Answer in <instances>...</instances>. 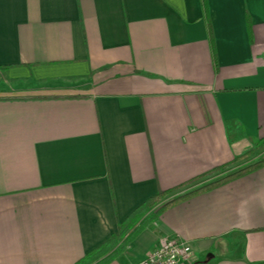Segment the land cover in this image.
<instances>
[{
  "label": "crops",
  "instance_id": "0c3cea01",
  "mask_svg": "<svg viewBox=\"0 0 264 264\" xmlns=\"http://www.w3.org/2000/svg\"><path fill=\"white\" fill-rule=\"evenodd\" d=\"M262 141L264 0H0V264H76ZM169 237L184 264H264V167L166 210L111 264Z\"/></svg>",
  "mask_w": 264,
  "mask_h": 264
},
{
  "label": "trees",
  "instance_id": "16d2710c",
  "mask_svg": "<svg viewBox=\"0 0 264 264\" xmlns=\"http://www.w3.org/2000/svg\"><path fill=\"white\" fill-rule=\"evenodd\" d=\"M262 143H264V141ZM237 161L239 160L237 159ZM263 167L264 158L189 191L180 192L189 185L204 179L209 174L193 179L176 188L158 193L137 208L129 218L119 226L118 231L105 243L90 252L76 264H95L98 260L100 261L96 264H111L114 260L122 256L138 235L147 229L166 210L233 180L258 171ZM218 170L220 169L213 172H217Z\"/></svg>",
  "mask_w": 264,
  "mask_h": 264
},
{
  "label": "built area",
  "instance_id": "2783aa9c",
  "mask_svg": "<svg viewBox=\"0 0 264 264\" xmlns=\"http://www.w3.org/2000/svg\"><path fill=\"white\" fill-rule=\"evenodd\" d=\"M192 256L193 249L187 241L179 237H169L163 239L145 259L131 264H184Z\"/></svg>",
  "mask_w": 264,
  "mask_h": 264
},
{
  "label": "rangeland",
  "instance_id": "374dc122",
  "mask_svg": "<svg viewBox=\"0 0 264 264\" xmlns=\"http://www.w3.org/2000/svg\"><path fill=\"white\" fill-rule=\"evenodd\" d=\"M262 142H263V141H262ZM262 142L258 145V147H257L253 152L249 153V155L247 156V158H245V161H244V162L247 163V164H245V165L242 166V167H245V166H247V165H249V164H251V163H253V162H256V161H258V160L264 158V143H262ZM242 167H241V168H242ZM236 168H237V167H236ZM238 169H240V168H238ZM230 170H231V171H230ZM230 170L226 169V170H224V171H222V172H219V173H217L216 175H214V176H216V177H214V179L209 178V179H206L205 181L209 182V181H212V180L219 179V178H221L222 176H225V175H227V174L233 172L232 169H230ZM236 170H237V169H236ZM234 171H235V169H234ZM210 179H211V180H210ZM205 181L198 182V183H196V184L190 185V186L184 188L183 190H181L180 192H185V191H189V190L195 189V188H197V187L203 185L204 183H207V182H205ZM176 195H177V194H176Z\"/></svg>",
  "mask_w": 264,
  "mask_h": 264
}]
</instances>
